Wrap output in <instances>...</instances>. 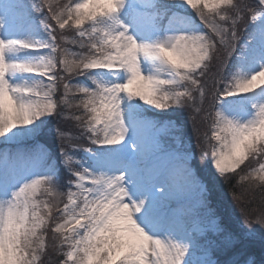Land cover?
Instances as JSON below:
<instances>
[{
	"label": "snow or ice",
	"instance_id": "snow-or-ice-1",
	"mask_svg": "<svg viewBox=\"0 0 264 264\" xmlns=\"http://www.w3.org/2000/svg\"><path fill=\"white\" fill-rule=\"evenodd\" d=\"M50 251L264 264V0H0V264Z\"/></svg>",
	"mask_w": 264,
	"mask_h": 264
},
{
	"label": "rangeland",
	"instance_id": "rangeland-1",
	"mask_svg": "<svg viewBox=\"0 0 264 264\" xmlns=\"http://www.w3.org/2000/svg\"><path fill=\"white\" fill-rule=\"evenodd\" d=\"M68 126L70 127V123L68 124ZM190 126L191 125L189 124V127ZM204 130H206V125L202 124L201 125V131H204ZM192 143H193V145H195V143H196L195 136L192 137ZM198 155H199V153L197 151V156ZM207 168H208V178H210V176H211V179H212L215 176V174L212 172L210 166H207ZM215 183L218 186L219 196L225 204L232 205L233 195H241V191L239 188H237L235 191H233V189H230V188L228 189L227 186L225 185L226 183H223L218 178L215 180ZM248 196H252L253 200L257 199V202H254L251 205H249L250 208L259 209L262 207L261 200H260V198H258L259 197L258 193L257 194H246V196L244 198H247ZM236 207H238V206H236ZM50 254H52V258H54V259L51 258V260L49 262V260L46 258L48 260L49 264H59V260L62 259V257L55 255L51 251H50ZM47 260L45 262H47Z\"/></svg>",
	"mask_w": 264,
	"mask_h": 264
},
{
	"label": "trees",
	"instance_id": "trees-1",
	"mask_svg": "<svg viewBox=\"0 0 264 264\" xmlns=\"http://www.w3.org/2000/svg\"><path fill=\"white\" fill-rule=\"evenodd\" d=\"M225 185L227 186L228 189H229V188L232 189V187H231L228 183H226ZM258 198H260V197H258ZM254 202H257V199H254V200H253V203H254ZM49 256L52 258V254H50V252H49ZM52 259H54V258H52ZM46 260H47V259H46ZM46 260H45V261H46ZM45 264H49L48 260H47V262H45Z\"/></svg>",
	"mask_w": 264,
	"mask_h": 264
}]
</instances>
